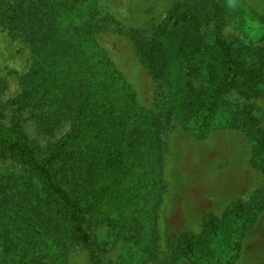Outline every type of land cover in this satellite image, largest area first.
I'll list each match as a JSON object with an SVG mask.
<instances>
[{"label": "trees", "instance_id": "1", "mask_svg": "<svg viewBox=\"0 0 264 264\" xmlns=\"http://www.w3.org/2000/svg\"><path fill=\"white\" fill-rule=\"evenodd\" d=\"M95 1L0 0V20L33 52L22 79L23 103L52 116V125L60 119L71 123L40 156L21 130L0 123L1 150L34 178L0 174V264H69L65 247L70 243L83 246L99 264L87 228L91 221L106 222L110 236L128 251L153 249L163 190L159 125L96 43L91 31ZM225 1L174 3L172 21L160 33L170 40L169 51L160 42L146 45L142 58L154 78L167 79L171 55L183 58L196 49L211 56L215 62L207 69L216 80L204 99L197 100L191 89L183 93L190 105L176 116L177 124L197 139L212 129L236 128L255 146H264L254 118L225 99L232 89L264 97V46L250 50L220 34L227 22ZM258 17L264 23V16ZM195 103L200 109L192 116ZM248 212L235 198L220 218L204 214L198 233L179 232L170 255L207 264L204 249L212 255L208 245L214 231L221 226L231 240L234 232L241 235L239 222ZM233 257H214L210 264H229Z\"/></svg>", "mask_w": 264, "mask_h": 264}, {"label": "rangeland", "instance_id": "2", "mask_svg": "<svg viewBox=\"0 0 264 264\" xmlns=\"http://www.w3.org/2000/svg\"><path fill=\"white\" fill-rule=\"evenodd\" d=\"M184 0H96L93 5L97 11L96 20L91 26L96 43L105 50L115 67L129 83L137 104L157 117L160 141H166L174 134H183L177 124L176 116L188 111V100L183 93L191 89L196 99H204L215 80L207 66L214 63L209 55L194 49L186 57H168L172 69L163 78H154L151 69L143 61L144 47L154 46L160 42L162 48L170 40L167 35H160L165 30L174 3ZM244 6L238 7L237 5ZM225 18L220 34L231 37L235 43L247 46L250 50L264 46V23L258 16H264V0H229L225 1ZM255 14V15H254ZM204 42V41H203ZM202 44V41L199 42ZM155 46H157L155 44ZM32 49L23 36L9 30L0 20V123L21 130L33 147L35 155L40 156L47 147L59 139L70 128V120L60 119L52 125L49 115L36 108L25 105L22 101V79L28 72L32 61ZM226 101L232 109L247 111L259 128L260 141L264 143V97H251L232 89L225 94ZM195 103L190 114L199 110ZM226 118L229 116L224 115ZM55 119V118H54ZM222 129V128H218ZM226 134L233 138L246 140L247 143L236 144L241 150V161L236 166L235 183L227 186L231 189L229 197L239 198L248 209V218L239 222L241 235L234 232L233 239L221 226L209 241L211 256L204 255L210 264L214 257L225 258L234 254L229 264H264V146H255L243 131L226 127ZM215 130V129H212ZM232 130V131H231ZM231 131V132H230ZM219 133L211 136H217ZM173 167L166 169L161 199L166 198L170 204L177 196H186V186L180 184L188 179L191 157L183 154ZM250 158V163L246 160ZM0 174L22 176L34 181L18 159L4 153L0 148ZM229 182V181H228ZM173 198V199H172ZM161 204V200L160 203ZM221 214L214 215L220 218ZM178 220L164 214L156 218L155 242L153 249L142 254L140 251H128L125 243L111 237V228L106 222L91 221L88 230L94 242V250L99 264H189L181 256H171L170 250L181 231L196 234L200 223H170ZM234 242L237 246L233 249ZM203 247V246H202ZM105 248L104 252L99 251ZM213 252H212V251ZM65 257L69 264H95L80 244L70 243L65 247Z\"/></svg>", "mask_w": 264, "mask_h": 264}, {"label": "crops", "instance_id": "3", "mask_svg": "<svg viewBox=\"0 0 264 264\" xmlns=\"http://www.w3.org/2000/svg\"><path fill=\"white\" fill-rule=\"evenodd\" d=\"M227 131L223 128L210 130L202 139H197L183 130L188 136L174 134L165 142L161 141L163 181L166 179V169L176 164L179 166L180 157L186 150L191 157V163L188 179L180 182L186 186V196L172 198L170 204L163 197L157 209V217L168 214V217L178 219L170 220V223L198 222L201 225L204 214H221L229 201L235 199L228 196L231 189L227 186L235 183V164L241 161L243 148L237 149L236 144L247 142L233 138L231 134H226ZM212 133L219 135L211 136ZM246 161L250 163V158Z\"/></svg>", "mask_w": 264, "mask_h": 264}]
</instances>
